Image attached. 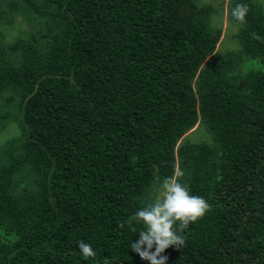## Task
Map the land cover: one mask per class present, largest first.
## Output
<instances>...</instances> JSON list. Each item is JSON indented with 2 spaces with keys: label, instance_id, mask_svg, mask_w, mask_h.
Segmentation results:
<instances>
[{
  "label": "trees",
  "instance_id": "obj_1",
  "mask_svg": "<svg viewBox=\"0 0 264 264\" xmlns=\"http://www.w3.org/2000/svg\"><path fill=\"white\" fill-rule=\"evenodd\" d=\"M217 12L199 0H0V136L16 129L0 139V264H150L130 248L143 225L119 222L177 171L212 208L167 264H264V9L228 0L238 48L223 53ZM199 125L206 139L185 137Z\"/></svg>",
  "mask_w": 264,
  "mask_h": 264
},
{
  "label": "clouds",
  "instance_id": "obj_2",
  "mask_svg": "<svg viewBox=\"0 0 264 264\" xmlns=\"http://www.w3.org/2000/svg\"><path fill=\"white\" fill-rule=\"evenodd\" d=\"M248 13L249 7L244 3L236 4L231 10L232 18L241 24L246 23ZM252 37L261 39L256 33H252ZM183 176V171H177L162 180L156 177V195L126 221L119 222L121 229L127 226L134 233H137L134 225H143L138 232L139 240L132 242L130 248L150 264H167L168 257L162 253L172 246L184 248V230L211 211L212 206L207 200L193 195L189 186L181 182ZM78 247L86 260L96 258L97 254L89 243L81 240Z\"/></svg>",
  "mask_w": 264,
  "mask_h": 264
},
{
  "label": "rangeland",
  "instance_id": "obj_3",
  "mask_svg": "<svg viewBox=\"0 0 264 264\" xmlns=\"http://www.w3.org/2000/svg\"><path fill=\"white\" fill-rule=\"evenodd\" d=\"M202 3L210 4L216 8H218V12L212 16L211 19V27L212 29L216 27H222V36L219 40V43L217 45L216 50H219L220 52H226L228 50L238 48V42L234 38V34L238 30L237 24H232L228 22L227 19V5L228 0H199ZM259 3L262 5L264 9V0H258ZM21 16H18L17 23H15V28H18L20 26V20ZM24 28L26 30L29 29V25H25ZM14 28H8L6 34L8 35L9 39L15 38L18 34V31H13ZM27 32V31H25ZM256 59H246L243 63L247 64L250 68L256 67L254 62H256ZM258 65V64H257ZM247 69L245 65H242V70ZM14 132L16 133L15 127L11 126L8 132L6 131L4 134H1L0 139L4 140L8 137H11ZM7 133V134H6ZM6 134V137H3V135ZM185 137H189L193 141H200L203 139H206L207 134L202 125H199L186 133ZM155 250V248H154Z\"/></svg>",
  "mask_w": 264,
  "mask_h": 264
}]
</instances>
